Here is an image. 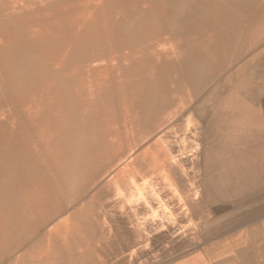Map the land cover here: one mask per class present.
Here are the masks:
<instances>
[{
    "label": "bare ground",
    "instance_id": "obj_1",
    "mask_svg": "<svg viewBox=\"0 0 264 264\" xmlns=\"http://www.w3.org/2000/svg\"><path fill=\"white\" fill-rule=\"evenodd\" d=\"M30 4L0 49V264H264V143L239 137L264 139V0Z\"/></svg>",
    "mask_w": 264,
    "mask_h": 264
},
{
    "label": "rangeland",
    "instance_id": "obj_2",
    "mask_svg": "<svg viewBox=\"0 0 264 264\" xmlns=\"http://www.w3.org/2000/svg\"><path fill=\"white\" fill-rule=\"evenodd\" d=\"M31 1L32 0H0V21H1L0 26L3 24H6V23H7L6 25L8 26V29L6 32L2 31V29H0V49L1 50L6 48L5 49L6 52H9L11 49L14 50V52H15V51H18V50H16L17 48L26 47V45L28 44V43L23 44L24 42H26L28 40V39H26L25 36L19 37L17 35V32H19L20 30L14 31L13 29H15L17 27H20V29L22 28V21L21 20H19V22L16 21V16H18L20 14V12L24 11L28 7H29V9H30V7H33L34 5L30 4ZM13 17H15V18H13ZM139 38L137 37V40L135 41V42L140 41L139 46L137 45L133 49H131L128 46L127 47L128 49L124 48L123 51L120 50L121 54L123 53L122 54L123 56L122 55L121 56H122V58H124V62H126V59L128 57H130L128 55H131V57H135V58H139L141 56H148V57L156 58V57H158V53L161 50L166 49L170 45V37L164 36L161 33H157V34H154L151 36L150 35H147V36L144 35V36L139 37ZM128 40H130V38H127L124 41V46L126 45ZM144 40H146V41H144ZM124 46H122V48ZM118 52H119L118 50L114 51V48H112V50H110V52H109V54H110L109 57H113V54L118 53ZM107 60L110 64L113 63L111 58L107 57ZM95 88L96 87L92 85L93 93L96 90ZM1 92H2V88L0 86V107L2 109H4L5 113L12 112L13 108L10 105L9 99L6 98ZM259 110H260V112L264 111L263 108H259ZM255 130L256 129L254 128L253 131H255ZM245 133L246 132H244L243 135L239 136L241 141L245 142V144H244L245 148L242 147V149H241L242 151L252 150V148L254 146V145H252V143L255 144V147L258 146V144H256L258 142L264 143V139L262 140V138L258 137L256 132L253 133L250 130L249 132H247V134H245ZM137 134L140 135L142 133L138 132ZM140 136H142V135H140ZM144 139L145 138L143 136L141 138H139L138 144L142 143L144 141ZM255 149H258V148H254L253 150H255ZM214 217L211 215H208L207 217L205 216V219L202 221L203 224L201 223L200 228L198 230L200 235H203L204 229H206V228L208 229V227L212 226V224L215 223V221L211 222L212 220L215 219ZM204 239H207V238L205 236H202V240H204Z\"/></svg>",
    "mask_w": 264,
    "mask_h": 264
}]
</instances>
